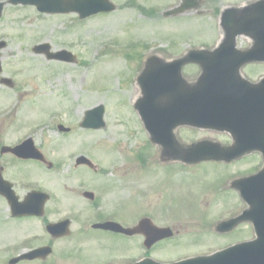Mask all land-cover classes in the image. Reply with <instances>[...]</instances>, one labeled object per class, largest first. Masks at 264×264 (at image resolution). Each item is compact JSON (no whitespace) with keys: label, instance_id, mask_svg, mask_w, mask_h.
Here are the masks:
<instances>
[{"label":"rangeland","instance_id":"374dc122","mask_svg":"<svg viewBox=\"0 0 264 264\" xmlns=\"http://www.w3.org/2000/svg\"><path fill=\"white\" fill-rule=\"evenodd\" d=\"M110 1L117 8L113 13L84 21L73 14L42 15L34 7L4 6L0 41L6 47L1 53V63L3 76L10 78L15 88L0 87V147L15 145L32 136L53 167L50 171L39 168L30 172V167L25 166L8 172L7 176L49 194L48 204L66 199L69 203L73 194L83 191L99 197L104 188L118 196L123 185L117 179L123 183L127 175L137 178L140 185L129 201L133 200L141 213L149 205L154 208L161 203L163 193L157 194L151 186L162 185L167 178L170 184L165 195H181L186 206L203 203L211 197L208 192L213 184L204 177L195 178L197 169H181L173 164L168 171L151 163L158 151L149 146L147 134L131 107L138 95L134 81L149 56L163 51L180 56L188 48L213 45L219 38L220 9L253 0H203L199 13L191 11L173 18H164L162 14L176 7L178 0ZM45 43L55 52L72 53L77 62L47 61L32 53L34 46ZM97 106L105 109V128L99 131L79 128L85 111ZM58 125L69 128V134L59 133ZM180 137L189 142L194 135L182 131ZM79 156L98 166L106 179L92 173L80 175L90 170L74 168V160ZM109 198L112 203L115 201V197ZM198 210L170 209L165 217L154 219L157 225L178 232L148 251L154 260L172 262L205 255L245 240V230L217 236L210 228L227 216L223 209L210 211L207 217H203L206 213L201 212V207ZM22 228L25 233L0 228V264H6L7 259L17 254L18 240L38 233L37 225ZM15 238L18 239L13 241ZM145 252L139 244L137 256Z\"/></svg>","mask_w":264,"mask_h":264},{"label":"flooded vegetation","instance_id":"af4514ba","mask_svg":"<svg viewBox=\"0 0 264 264\" xmlns=\"http://www.w3.org/2000/svg\"><path fill=\"white\" fill-rule=\"evenodd\" d=\"M262 15L264 16V13ZM257 24V26L249 28L250 32L255 34L254 37L245 36V43L235 46L238 51H245V64L239 66L240 76H217L210 84L211 94L214 97L232 99L236 107H239L238 104H241L243 100L244 111L236 108L233 110L231 100L222 102L217 112L221 115L220 119L223 123L217 124L216 130H197L190 127L176 130L177 139L184 145L206 140L224 148L235 142L236 145H243L245 148L257 149L250 153L245 152V156L231 161L203 162L190 167L177 164V168L197 169L195 178L204 177L210 183L212 182L213 187L208 192L211 195L209 199L204 200L203 203L186 206L182 203L184 199L181 195H171L170 197L165 195L168 193L170 184V178H167L162 185L158 183L151 186V190L155 188L163 193L160 197L162 198L161 203L156 204L154 208L149 205L147 210L141 213L140 208L133 200L129 201L132 192L137 190V181L128 178L123 183H120V179L117 181L123 185V190L118 191V196L112 190H108V192L103 190V194L101 192L99 197L95 196L93 202H88L83 197H71L68 199L69 203L66 201L67 199L52 204L46 203L41 216H18L11 208L13 199L10 197V191L4 187L5 184H2L0 187V228L6 230L12 228L14 231H21L23 226L37 225L38 228L36 235L28 234L30 230L27 229V234L32 237L25 235L26 238L18 240L17 254L7 259L5 263L10 264V260L17 258L21 253L35 249H46L48 254H44V250L37 259L23 260L16 264L134 263L139 258L150 255L146 252L141 257L137 256L138 245L141 244L143 248L144 238L141 235H127L117 231L99 229L95 228V225L112 223L124 229H133L143 220H149L155 224L154 219L165 217L166 212L170 209L198 210L201 207V212L206 213L203 217H207V213L210 211L223 209V212L228 214L222 220L231 219L242 211L258 210L264 220V28H260L259 23ZM262 24L264 25V21ZM220 47L225 46L213 44L209 47L200 46L199 48L209 51L212 54L213 64L218 66L227 63L233 56L228 52H216ZM230 62L238 66L237 62ZM183 72L184 80L187 83L184 84L185 91L182 89L181 96L193 97L196 94H201L200 91L196 92L199 66L187 65L183 68ZM188 104L191 105L189 101ZM225 108H230L232 111ZM184 110L190 115L195 111L191 108H184ZM182 131L193 133V139L186 142L180 136L178 137ZM27 139L31 140L33 146L36 147L35 139L32 136H27L22 141ZM22 141L15 145H19ZM153 159L157 160L156 163ZM153 159L151 163L157 164L156 167L170 171L171 166L163 167L158 162V157ZM25 166L30 167L28 169L30 172L45 168L40 161L23 160L13 155L0 154V180L2 178L11 185V190L18 202H22L26 196L37 190L27 187L23 180L16 181L7 176L8 172L20 170L21 167L24 169ZM173 173L171 172V175ZM92 174L102 175L98 172H92ZM241 179L244 182L237 186H240L242 196L239 194V190L233 186L234 182ZM110 196L115 197L113 203ZM83 204L85 206H81ZM75 205L81 207L77 208ZM52 224L56 228L51 233V230H47V226ZM210 227L213 228V226ZM244 230L245 241H247L252 238V227L249 224L240 225L227 234L216 235L228 236ZM174 232L178 235V232ZM21 233L25 232L21 231ZM242 233L244 234V232ZM21 237L23 238V236ZM17 239L15 238L13 241ZM5 248L8 249V246L5 245Z\"/></svg>","mask_w":264,"mask_h":264},{"label":"water","instance_id":"95a60500","mask_svg":"<svg viewBox=\"0 0 264 264\" xmlns=\"http://www.w3.org/2000/svg\"><path fill=\"white\" fill-rule=\"evenodd\" d=\"M11 5H32L37 8V10L41 13H48V14H68V13H76L79 15L80 19H85L88 17H91L93 15L97 14H104V13H110L115 10V7L108 1V0H10L8 2ZM186 6L184 8H191L193 7L190 0H186ZM3 8V4H0V16L1 11ZM183 7L180 9L166 13L165 16L175 15L182 10H184ZM234 26V25H233ZM243 31V30H242ZM241 32V31H240ZM243 34V33H238ZM235 37V34H231L229 31H227V41L233 43V38ZM3 44H0V49L3 48ZM34 52L44 53L47 55V58L49 60H58V61H65L72 63L74 61L73 57L67 53V52H60L57 54H50L49 53V47L47 45L39 46L34 49ZM199 57V54H196L195 52H191L187 55L185 59H182L180 61H176L170 64L162 63V62H155L156 60H151L148 63V70L144 72V74L139 78V83L141 86V94L142 97L137 101L136 103V110L141 118V121L149 133L151 140L160 146L162 150V154L165 156H183L185 157V161L188 162H197L201 158L208 159L212 156V152L210 151V148H207L204 145H200L198 147H193L188 150H184L177 146V144L174 141L172 131L175 127L186 124L184 119L182 118L181 114H174L171 110L179 111L178 108L175 109H166L162 106L161 100H164L161 95L153 94L151 96L150 90H152V93L154 92H161L162 88L158 91V85L161 84V82H164L165 78H172V77H178L177 80H173L174 82H171V85L179 84L181 81H179L180 77V69L181 66L187 62H192L194 58ZM210 66H206L204 69V76H209L210 73ZM8 83V82H6ZM176 94V93H175ZM168 98V97H167ZM169 100L171 101V105H173L174 102H177L178 97L176 94L175 96L170 95ZM163 107V108H162ZM205 106H203L204 108ZM152 111L154 114L150 113ZM166 109V110H165ZM180 112V111H179ZM103 107L99 106L91 111H88L85 115V119L83 123L81 124L82 128H92V129H100L104 127L103 123ZM165 114V115H164ZM200 115V114H199ZM158 116L161 117V120L163 122L164 120H167L169 118V127H166L164 123H162V126L157 124ZM206 112H203L201 115L202 120H198V124L195 125L197 127L201 126L199 124H207V117ZM195 122V121H194ZM193 125V124H191ZM14 152L21 155V152L18 149H15ZM24 156L22 157H28L31 156L33 158H37L34 156L33 152H24ZM28 154V155H27ZM77 164H86L91 167V164L89 161H87L85 158H80L77 161ZM35 197H40L39 203L42 205L45 202V199L43 196H36V194H33L29 197V200L27 199L24 203V205L20 206L18 211L22 214H29V213H36L40 210H33L26 206L28 203H34ZM243 219L240 217L237 221L233 222V226L237 225L238 223L242 222ZM119 229V228H117ZM122 232L125 233H139L143 234L146 238L145 246L150 247L156 242L170 238L172 236V233L169 229H158L153 227L151 224L149 226L146 225L145 222L141 223L140 226L130 231L122 230ZM256 232H257V239L254 242H250L247 244H239L232 248H229L225 251L213 254L211 256L206 257H197L192 259H187L184 261H180L173 264H264V232H260V228H258V223L256 224ZM40 252H34L31 253L30 256H24L22 258H29L33 259L35 258ZM20 260V259H17ZM137 264H160L152 260H144L142 262H139Z\"/></svg>","mask_w":264,"mask_h":264},{"label":"bare ground","instance_id":"6f19581e","mask_svg":"<svg viewBox=\"0 0 264 264\" xmlns=\"http://www.w3.org/2000/svg\"><path fill=\"white\" fill-rule=\"evenodd\" d=\"M134 96H135V95H134ZM134 96H133V97H134Z\"/></svg>","mask_w":264,"mask_h":264}]
</instances>
